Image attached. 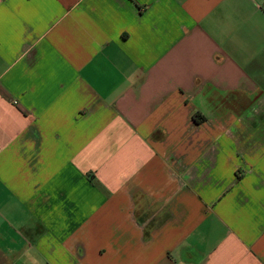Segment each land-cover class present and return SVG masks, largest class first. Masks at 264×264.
Listing matches in <instances>:
<instances>
[{"label":"crops","instance_id":"0c3cea01","mask_svg":"<svg viewBox=\"0 0 264 264\" xmlns=\"http://www.w3.org/2000/svg\"><path fill=\"white\" fill-rule=\"evenodd\" d=\"M0 264H264V0H0Z\"/></svg>","mask_w":264,"mask_h":264},{"label":"trees","instance_id":"16d2710c","mask_svg":"<svg viewBox=\"0 0 264 264\" xmlns=\"http://www.w3.org/2000/svg\"><path fill=\"white\" fill-rule=\"evenodd\" d=\"M200 117V121H203L204 120V118L202 117V116H199ZM196 123H198L197 121H196Z\"/></svg>","mask_w":264,"mask_h":264}]
</instances>
